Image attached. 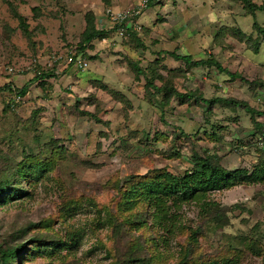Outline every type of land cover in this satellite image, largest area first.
<instances>
[{
	"label": "rangeland",
	"instance_id": "rangeland-1",
	"mask_svg": "<svg viewBox=\"0 0 264 264\" xmlns=\"http://www.w3.org/2000/svg\"><path fill=\"white\" fill-rule=\"evenodd\" d=\"M137 2L0 0V245L18 247L7 264H264V184L208 194L220 220L184 203L173 235L152 220L141 188L163 171L193 170L195 156L225 170L264 164L243 106H263L264 88L250 82L264 81V11L241 0H163L139 18L140 33L116 34L107 10ZM88 12L104 34L81 52L89 62L80 70L65 58L80 52ZM169 51L213 57L241 78ZM149 80L190 99L164 97ZM6 84L26 91L15 101Z\"/></svg>",
	"mask_w": 264,
	"mask_h": 264
},
{
	"label": "trees",
	"instance_id": "trees-1",
	"mask_svg": "<svg viewBox=\"0 0 264 264\" xmlns=\"http://www.w3.org/2000/svg\"><path fill=\"white\" fill-rule=\"evenodd\" d=\"M245 3L247 9L251 14H254L255 11H264V3L262 5H256L251 2V0H241ZM163 0H150L149 6L154 4H160ZM12 6L10 7V9ZM14 15L19 21V25L24 31L25 34L29 35L28 26L25 22V19L21 17L15 10H12ZM95 16L92 12H88L85 15V28L81 34L80 44L77 45V50L80 52H84L86 48H92V41L97 37L104 34L103 30L97 29L94 22ZM253 25H256V22H253ZM131 35L136 34L135 31L129 32ZM238 33L239 40H243L245 38L244 33L240 31H236ZM247 40V39H246ZM248 41V40H247ZM260 46H256L254 51L258 53ZM168 53L174 60H181L184 63L191 66H200V65H214L215 68L220 72L224 71L229 76L241 78L237 73H232L227 69L223 68L221 64L216 61L213 57L207 59H199L193 60L191 54H179L176 51H169ZM83 54V53H82ZM88 59V58H87ZM158 62V61H156ZM136 77H139L141 74H144V71L140 68L134 67ZM52 75V73H50ZM46 76L44 71L35 75L36 78L43 79ZM255 87L257 86V90L264 88V81L254 80V82H250ZM148 88H154L157 92H162L164 97H171L175 95V90L168 86L157 87L153 84L152 80L147 81ZM5 88L11 93H18L22 96L26 87L19 88L15 90L14 88H10L8 84H6ZM16 91V92H15ZM12 94V95H13ZM177 94V93H176ZM181 97V102L184 103L186 99H190V95H184L182 93H178ZM186 97V98H185ZM228 102L236 103L233 99H228ZM209 104H212V100L206 101ZM243 106L246 107V110L251 113V118H254V114L263 115L264 111H260L258 108L253 109L247 107L245 104ZM254 133H252L251 137L255 136L256 133L260 131V124L254 120ZM262 151H264L262 149ZM194 167L193 170L184 173L182 176H176L170 172L163 171L160 174L156 175V183H143L142 189L144 192L153 199L152 206H154V210L152 213V220L161 226L162 229H168L167 232L170 235L175 234L177 231L182 229V224L179 219L178 210L181 205L184 203H188L191 201H195L196 203H200L201 207L210 212L213 208L211 202L206 201V197L208 194L214 191H219L223 189H229L236 185L240 184H255L260 183L264 184V164H259L256 168H254L251 172L245 168H238L235 170H225L224 168L212 163L207 159L200 158L195 156L193 158ZM162 180V182H159ZM5 189V184H2L0 181V191ZM161 196L163 198L158 197ZM166 199H170V205L166 204ZM214 216L217 220H220L223 217L222 210L219 207H215ZM221 211V213H220ZM198 230L194 229L192 231L193 234H196ZM168 240L164 238L162 242L167 244ZM16 248L18 247H6L0 245V264H7L9 259L16 254ZM187 254V252H186ZM221 264H229V261L224 260Z\"/></svg>",
	"mask_w": 264,
	"mask_h": 264
},
{
	"label": "built area",
	"instance_id": "built-area-1",
	"mask_svg": "<svg viewBox=\"0 0 264 264\" xmlns=\"http://www.w3.org/2000/svg\"><path fill=\"white\" fill-rule=\"evenodd\" d=\"M150 0H138L137 4L132 8L127 10H121L114 12L112 10H107V14H109L112 21H114V25H116V32L120 36H125L129 31L139 32L141 29V25L138 22L139 17L142 15V12L148 6ZM58 58L54 57L53 61L56 62ZM66 64H72L74 67L84 70L88 67V61L85 57L82 56V53L78 54L70 53L66 55L65 58ZM9 71L12 70L11 67L8 68ZM260 91V90H259ZM16 92V91H15ZM21 96L18 93L13 94V99L18 101ZM256 98L260 101V105L264 106V94L256 95ZM260 111H264V107ZM255 120L260 124V131L256 133L255 136L251 138V143L257 146L260 149L264 150V114L263 115H255Z\"/></svg>",
	"mask_w": 264,
	"mask_h": 264
},
{
	"label": "clouds",
	"instance_id": "clouds-1",
	"mask_svg": "<svg viewBox=\"0 0 264 264\" xmlns=\"http://www.w3.org/2000/svg\"><path fill=\"white\" fill-rule=\"evenodd\" d=\"M148 7H149V5L145 8V10H146ZM145 10H144V11H145ZM144 11L142 12V15H143ZM142 15H141V16H142ZM141 16H140V17H141ZM140 17H139V18H140ZM138 22H139V24H140L139 19H138ZM140 25H141V24H140ZM141 29H142V26H141ZM141 29H140V31H141ZM114 31H115L116 34H118V33L116 32V25H114ZM140 31L137 32V33H140ZM135 32H136V31H135ZM125 36H126V35H125ZM82 56H83V54H82ZM83 57H85V56H83ZM85 58L87 59V57H85ZM87 61H88V59H87ZM88 62H89V61H88ZM70 65H72V64H70Z\"/></svg>",
	"mask_w": 264,
	"mask_h": 264
}]
</instances>
